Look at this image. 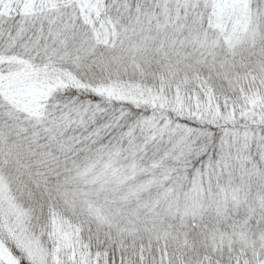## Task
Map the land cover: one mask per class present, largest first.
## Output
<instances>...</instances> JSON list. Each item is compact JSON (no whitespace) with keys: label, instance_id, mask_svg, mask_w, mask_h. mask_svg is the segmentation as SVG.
Wrapping results in <instances>:
<instances>
[{"label":"snow or ice","instance_id":"snow-or-ice-1","mask_svg":"<svg viewBox=\"0 0 264 264\" xmlns=\"http://www.w3.org/2000/svg\"><path fill=\"white\" fill-rule=\"evenodd\" d=\"M0 264H264V0H0Z\"/></svg>","mask_w":264,"mask_h":264}]
</instances>
